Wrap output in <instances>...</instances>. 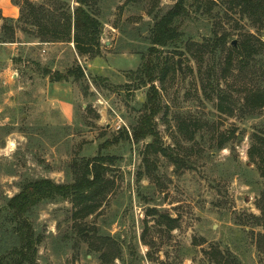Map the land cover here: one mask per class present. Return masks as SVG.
I'll use <instances>...</instances> for the list:
<instances>
[{
	"label": "rangeland",
	"instance_id": "rangeland-1",
	"mask_svg": "<svg viewBox=\"0 0 264 264\" xmlns=\"http://www.w3.org/2000/svg\"><path fill=\"white\" fill-rule=\"evenodd\" d=\"M28 1L55 15L77 6L76 0ZM176 2L88 0L103 23L100 54L79 57L73 42L42 43L33 36L22 18L25 0H0V209L24 182L72 183L80 165L97 156L106 158L110 182L85 218L74 217L70 199L32 210L29 218L42 237L36 264H106L104 246L111 264H213L207 252L214 247L240 264H264V249L246 225L261 215L264 178L248 151L254 136L264 137V109L254 118L239 109L247 90L264 87V27L242 18L229 0L210 2V9L190 11L181 28L186 43L153 52L154 24ZM214 34L228 39L212 53L200 44ZM242 43L257 50L245 64L232 50ZM229 54L231 65L225 64ZM150 58L170 70L155 81L162 104L156 133L135 144L124 136L145 113L148 86L129 76ZM74 65L85 78L62 83L71 91L61 105L54 97L61 89H53L42 70L66 72ZM219 90L234 104V115L218 110ZM181 122L194 124L192 140ZM7 234L0 225V249Z\"/></svg>",
	"mask_w": 264,
	"mask_h": 264
},
{
	"label": "trees",
	"instance_id": "trees-1",
	"mask_svg": "<svg viewBox=\"0 0 264 264\" xmlns=\"http://www.w3.org/2000/svg\"><path fill=\"white\" fill-rule=\"evenodd\" d=\"M223 0H177L174 6L165 14L160 16L153 28L151 51H157L158 47L177 48L180 44L186 43L181 30L184 23L191 17L192 8L201 10L205 6L210 9L209 3ZM230 4L238 9L242 18H246L254 26L264 27V0H229ZM77 6L71 11L61 12L55 15L48 11L44 6H37L25 0L27 12L22 9V18L34 28V37L42 43H71L75 44V50L79 57L87 55H99L101 47V35L103 33V23L87 6L88 0H76ZM27 29V28H25ZM227 36L214 34L209 36L200 44L201 47H209L212 53L219 49H224L227 43ZM211 41V42H210ZM232 50L240 53L238 62L240 64L249 63L253 60L257 50H249L245 43L242 47L233 46ZM180 55L182 52L179 53ZM231 55L225 58V64L231 65ZM170 67L158 69V64L154 59H147L143 65L132 73L131 80L137 79L139 87H147L148 92L145 102V113L139 118L138 124L133 127L131 134L126 132L124 138L129 142L139 143L151 135H155V119L162 111L161 92L155 85L157 79H164ZM42 74L49 77L50 82H67L71 78L82 80L85 78V71L80 65L70 67L66 72L59 70L52 71L44 68ZM227 76L224 75V78ZM211 85V83H209ZM218 99L217 108L222 113L234 115L235 106L227 102V95L224 91L216 92ZM228 103L229 105H227ZM241 112L254 118L258 112L264 109V87L249 89L246 91L245 99ZM181 132L186 133V138L192 140L196 134L194 124L181 122ZM187 128V129H186ZM224 138L220 147L228 141ZM155 150L173 159L175 163L183 164L178 161L172 152L164 151L156 145H149ZM251 161H258L260 172L264 178V137L254 136V143L248 151ZM106 158L97 156L91 160H86L80 165V172L72 183L57 184L49 178H38L26 181L22 184L20 191L12 197L6 199L5 204L0 209V225L7 228L8 237L4 238L5 249H0V264H36L38 248L42 243V237L37 233L35 225L30 220L29 215L32 210L42 202H58L70 199L77 207L73 213L75 218H85L92 215L99 207L101 200L105 197V191L110 182L106 180L107 166ZM261 215L255 216L253 221L246 223L250 226V232L255 240L259 251L264 249V188L260 191ZM261 226L263 232H255V227ZM86 229L80 228L79 233L83 238ZM105 247V246H104ZM102 248L101 257L106 264H111L107 259L106 249ZM4 250V251H3ZM264 252V251H263ZM213 264H240L237 256L230 252H223L218 248H211L207 252Z\"/></svg>",
	"mask_w": 264,
	"mask_h": 264
},
{
	"label": "crops",
	"instance_id": "crops-1",
	"mask_svg": "<svg viewBox=\"0 0 264 264\" xmlns=\"http://www.w3.org/2000/svg\"><path fill=\"white\" fill-rule=\"evenodd\" d=\"M50 83H51L53 89H61V92L56 93L54 97H57L56 100L59 102V104H61V105L64 104L65 103L64 100L69 98L68 95H69V92L71 91L69 86L63 85L62 84L63 82H50ZM64 83H67V82H64ZM62 111H66V110H62Z\"/></svg>",
	"mask_w": 264,
	"mask_h": 264
},
{
	"label": "water",
	"instance_id": "water-1",
	"mask_svg": "<svg viewBox=\"0 0 264 264\" xmlns=\"http://www.w3.org/2000/svg\"><path fill=\"white\" fill-rule=\"evenodd\" d=\"M177 65H178V68L181 72V74L183 73V69H182V66H181V59L179 58L178 61H177Z\"/></svg>",
	"mask_w": 264,
	"mask_h": 264
},
{
	"label": "built area",
	"instance_id": "built-area-1",
	"mask_svg": "<svg viewBox=\"0 0 264 264\" xmlns=\"http://www.w3.org/2000/svg\"><path fill=\"white\" fill-rule=\"evenodd\" d=\"M120 127V126H119Z\"/></svg>",
	"mask_w": 264,
	"mask_h": 264
}]
</instances>
